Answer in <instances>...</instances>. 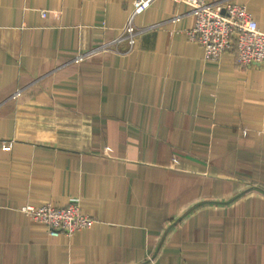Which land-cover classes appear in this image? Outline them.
Masks as SVG:
<instances>
[{
  "label": "crops",
  "instance_id": "crops-1",
  "mask_svg": "<svg viewBox=\"0 0 264 264\" xmlns=\"http://www.w3.org/2000/svg\"><path fill=\"white\" fill-rule=\"evenodd\" d=\"M134 1L0 0V264H264V64L206 59L174 0L131 47ZM73 196L70 237L21 209Z\"/></svg>",
  "mask_w": 264,
  "mask_h": 264
},
{
  "label": "built area",
  "instance_id": "built-area-1",
  "mask_svg": "<svg viewBox=\"0 0 264 264\" xmlns=\"http://www.w3.org/2000/svg\"><path fill=\"white\" fill-rule=\"evenodd\" d=\"M154 0H135L134 9L119 39H127L131 47L135 43L138 29L134 24L137 14L146 10ZM190 6L188 13L195 16V25L187 31L193 41L203 45L205 58L219 60L236 48L237 59L243 65L264 64V30L246 5L234 0H174ZM44 14V13H43ZM182 14L173 16L179 19ZM85 55L75 57L81 61ZM20 95V90L15 96ZM31 218L44 223L51 236L70 237L77 231L90 228L98 219L85 213L81 199L70 198L67 205L56 207L51 203L39 206L28 204L21 208Z\"/></svg>",
  "mask_w": 264,
  "mask_h": 264
}]
</instances>
